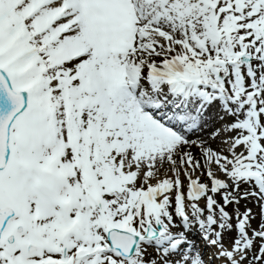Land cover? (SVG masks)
<instances>
[{
	"label": "snow or ice",
	"instance_id": "snow-or-ice-1",
	"mask_svg": "<svg viewBox=\"0 0 264 264\" xmlns=\"http://www.w3.org/2000/svg\"><path fill=\"white\" fill-rule=\"evenodd\" d=\"M0 264H264V0H0Z\"/></svg>",
	"mask_w": 264,
	"mask_h": 264
}]
</instances>
